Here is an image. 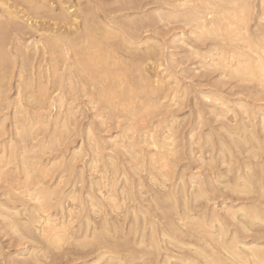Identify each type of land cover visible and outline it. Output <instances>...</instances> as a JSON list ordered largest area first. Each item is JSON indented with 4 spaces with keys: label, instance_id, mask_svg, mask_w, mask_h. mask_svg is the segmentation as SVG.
Here are the masks:
<instances>
[{
    "label": "rangeland",
    "instance_id": "374dc122",
    "mask_svg": "<svg viewBox=\"0 0 264 264\" xmlns=\"http://www.w3.org/2000/svg\"><path fill=\"white\" fill-rule=\"evenodd\" d=\"M33 1L34 0H32V5H31L30 3L31 0L29 1L3 0L4 2L3 7L0 2V15H1L0 16V46L2 47L4 53L6 54L7 61L9 60L8 63L6 62V67H5L6 69L3 70V72L6 70L4 72V75L0 73V79H2V89H3L1 94V96L3 97L1 98L0 96V158L2 159V164L4 165V172H5V174L0 177V207L3 208L4 213L8 212L9 214V217L0 216V264H48V263L49 264L51 263L52 264H93V263L118 264L120 260H117L116 258L112 259L113 261H111V258L110 259L106 257L101 258L99 256V253L101 251L104 250L106 251L108 250L109 247H110L109 251H106L108 254L107 256L115 254L123 257L125 255L121 260V263L119 264H135V263L141 264L142 262H145L146 264L147 263L156 264L155 261H159V260L160 261L159 263L157 262V264H161L162 262L165 263L166 258H168L166 257V255L167 256H169V254L172 256L174 255L173 257L177 258L179 257L178 254L180 255L181 251L188 252V253L181 252L182 254H184V256L188 254V256L193 257L194 256L193 254H195L194 251H196L197 246L198 248L200 247L204 248L207 246L206 248L208 249V251L210 247L208 248V245L204 242V240L201 239L200 241L199 240L200 238L197 239L198 234L195 235V233L191 232L189 228H187L188 224L186 226L182 225V227L184 226V228L181 227L180 223L182 222L184 223V221L179 220L177 214L182 215V212L186 211L185 208L186 205H187L186 207L188 208L190 206L189 210L187 209V211H189V213H192L194 215L192 216L193 219H196V217H198L199 215L204 216L207 214L205 217L208 219H211L213 214L216 215L215 217H217L218 215L219 217V218L217 217L218 220L222 221L221 225L223 223V228L225 229V231L227 229L228 234L226 233L227 234L226 237L228 239L235 237L236 239L241 240L243 242H247V243L251 242L253 244L256 243L258 245L262 244L261 247H264V222L262 223L256 221L258 223L256 222L252 223L250 218L242 212V209L244 210V208H246L245 209L246 211H249V209L246 207L247 205L251 210L253 208L255 210H259L262 208V210L259 211L264 212L263 211L264 205L262 206L261 205L262 203H257L260 201L261 202L264 201V197H262L263 199L261 197L258 199L261 191L259 187L261 184L264 185L263 183L264 182V121L262 122V120H264V84H260V82H258L257 80H248L244 78L240 79V77L238 78V76L231 75V72L228 68L224 66L223 67L219 66L221 65L220 63L218 64V60L221 59L220 56L222 55H223L222 58L228 57L226 60L227 62H229V64L232 65L235 64L237 58L234 55H237L236 52L240 50V49L236 50L240 48L239 46L242 47L241 51L246 52L247 50L246 54L251 53L252 55L253 53L248 52L249 49L247 47L244 48L246 46L245 45L246 42L242 40L245 44L242 43L240 37L236 39L235 36H233V38L231 36L228 37L230 39L227 38V40H225L221 36L208 35V34L206 35L204 34L205 35L204 36L198 31L197 34L199 36H195L197 35L196 34L197 28L195 27L197 22L194 21L191 23L183 20L184 18L181 15V13L183 12L184 9L179 8L180 9L179 12L178 8L176 9L174 8V6L172 7V4H170L168 0L167 1H163V0H129V1L128 0L125 1L124 0H120V1L119 0H35L34 2H36V4ZM197 1L195 0L197 4L202 3V0H197ZM249 1L251 2L250 6L253 9L250 7V10L252 12L249 11L250 13L249 16L247 14L249 21L246 22L245 20L246 22L245 27L246 26L248 27L246 28L247 30L249 29L250 34H247L248 32L247 31L245 35L251 37L253 40L262 42L261 40H263L262 38H264V0H249ZM166 3L167 4L169 3V5H166ZM240 4H242L241 1L238 2V5ZM35 5L36 6L38 5V8ZM30 6L32 8H30ZM171 7L173 8V10ZM199 9L198 10L200 12L203 11V8L199 7ZM176 10L179 12L180 15L177 14L176 12L175 15L176 17H175L174 14ZM226 10L230 11V9H226ZM62 13L65 15H63ZM211 16L212 15H208L207 18L209 19L211 18ZM74 18L78 21L77 23L76 21H74L75 20ZM92 21H94L96 24L99 23L98 26L100 27V29L95 31L94 36H96L99 41L100 40L102 41V45L104 46V49L110 51L111 54L114 55L117 64L113 65V67L115 71L116 70L119 71L118 73L119 75L121 73L120 78L122 79V83L123 81H125L124 82L125 84H127V82L128 83L130 82L129 85L133 84L132 85L133 88L134 86L136 88L137 83L139 82L144 83L142 77H144L143 75L145 74L142 75L140 72L137 71V66L139 63H142L145 68V71L148 72V73L144 72L146 73V77H147L145 82L148 84V86L152 85L149 86L150 88L154 86L152 90L155 89L154 91L155 93L153 94L152 91L151 94L150 92H148V94L145 95L146 92L143 91L140 92L135 89V91L139 93V94L135 93L134 105H136V110L139 111V114L136 117L131 116V114H129L127 110L128 109L127 108L128 106L126 104L127 102L124 101L123 103L120 97H117L119 100L117 98H114L116 100V101L114 100L116 107H110L111 104L109 102L100 103V101L105 100V99L101 100L100 97H99L100 99H98V96H100V92H101L100 90H103L104 89L103 87L107 88L109 86L108 84L109 82L107 80L105 81L104 80L105 78L103 79L102 77H100L98 73L96 74L95 77H92L79 70L81 68V66L79 65L81 64H78L75 61L74 50L76 49V51H79L81 50L80 48L84 49L88 45L85 43L86 25L87 24L91 26L95 25L94 22ZM131 22H133V24ZM222 22L223 25H225V23L227 25L228 21L226 20L225 22V20H223ZM75 26L77 27V29L75 28ZM119 26H121V28ZM104 27L106 29H109L108 31L109 33H111L110 35L107 32L108 38L106 37V39L105 37H102L100 33L102 30L101 28ZM192 28L195 30H193ZM78 30H83L82 32L80 31L81 35H79L80 36L79 39L74 36L78 34L79 32ZM61 32H63V34ZM75 32L77 33L75 34ZM54 33L55 35L69 36V39L66 38L62 39L60 36H58L59 38L62 39L61 40L58 37H55L53 40L56 44V47L53 49L51 47L46 48L47 47L45 46L47 42L46 40L53 38V36H55ZM129 34L131 35L129 36ZM202 35L204 37H202ZM70 37L76 38L77 42L75 41L76 42L75 48H72V50H69L68 52L67 47L69 45L68 43H70L69 41L71 40ZM220 39L224 40V42L223 41L221 42ZM233 39L234 40L236 39L237 41H233ZM41 41L44 44H42ZM234 51L235 53H233ZM61 55H64V57ZM225 55L227 57H224ZM52 58L53 60H51ZM114 58L112 60H115ZM231 59L232 60L235 59L233 60L235 62L233 63ZM53 63L56 64L54 65ZM203 63L204 64L210 63L207 64L209 67L207 65L203 66L204 65ZM50 64H52V66ZM98 65L95 66V69L97 70V72L98 70L102 71L101 68L102 65H99V67ZM217 65L219 67H217ZM99 74H101V76L103 75L101 72H99ZM123 74L126 75L127 77L126 76L123 77L124 76ZM3 76L5 77L3 78ZM149 76L150 78H148ZM94 78L95 79L98 78L96 80L99 81H96ZM148 79L149 81H147ZM155 80L156 83L154 82ZM119 81L121 80L119 79L118 82ZM37 90L38 92L40 90V93L43 94L42 95L43 98L42 100L33 101V98L30 95L32 91L37 92ZM110 94L114 95L112 93ZM148 97H150V99ZM144 101L146 102L148 101L147 102L148 105ZM214 107L216 110L214 109ZM226 108L227 110H225ZM37 118L40 119L41 121L44 120L42 121L44 122V124L41 122L40 123L37 122ZM244 118L246 121L244 120ZM234 119L235 121H233ZM35 122L37 123L35 124ZM30 127H32L31 128L32 131ZM25 128H28L30 132L29 135H27V137L24 136ZM237 128L239 131L237 130ZM241 128L242 131H240ZM233 129H235L234 132L231 131ZM155 130L156 132H154ZM152 133L154 134L155 137L157 136L154 139H156L159 142V145H161L159 146V148H155L152 145L153 142L152 141L153 138H151V136L153 135ZM168 135L169 136L171 135V137H169ZM237 135L239 136L237 137ZM248 135L250 139L247 137ZM166 136H168L169 138ZM171 139L174 142H172ZM166 141L167 142L171 141L172 144L170 142L167 143ZM122 143L124 145H122ZM46 144L48 146H46ZM211 144H213L214 147L211 146ZM162 146L163 147L165 146L164 147L165 149ZM47 147L49 148L51 147V148L49 149ZM133 147H135V149ZM140 147L143 148V150H141ZM166 148L169 149V150L167 149L169 152L166 151ZM158 152L159 153L161 152V154H159ZM254 152L256 153V155ZM25 154L29 156L28 158L30 159L31 156L32 158L37 157L36 159L38 160V163L41 166H44L45 169H49L48 171L45 172V175L46 174L47 175L46 176L44 175L45 178H43V181L46 182L44 183L45 187L49 186L48 188H51L50 190H55L54 187H56V191L58 190L59 192L58 194L60 198L59 200V198L58 199L55 198L58 196H54L55 199H53L52 201L53 203H55L54 205L56 207H54L52 203L53 207L51 209V212L56 214L59 211V213L57 214L58 218H60L62 215V217H65L64 218L65 220L69 219L68 221H70L71 224L73 222V224L72 225L70 224L71 226H69V231H74L76 234L72 232L74 233L72 237L68 240L66 239L65 241H63L62 247H60L59 249L56 248L55 245H52V243L48 244V242L43 241L42 239L36 241L27 236L26 238L23 236L21 237L19 234L20 232L19 233L16 232L12 228V226H10L12 222L9 223V221H12L13 218L14 219L17 218V220L19 219L18 222L20 223L24 222L25 224L28 221L30 215L32 214L31 211L33 210V206L35 205L34 201L29 200L26 191H24L25 189L23 187L28 183V181H32V178L35 177L34 175H37L34 174L30 180L27 179L26 176L24 175V168L21 167H23V159L27 157ZM136 155L138 159H136ZM162 155L165 158L163 160H165L168 163L167 167L170 168L168 169L166 167V169L169 171L168 173L171 172L173 173V174L171 173L170 175L172 176L171 180H168L167 182H165L164 179L160 177L163 179L164 182L161 181L162 179L159 178V176L161 175L159 174L158 170L154 167V165L155 166L159 165V162H157L158 161L157 158L159 156L160 157L159 161H160ZM7 156L9 162H7L8 161ZM210 159L211 161L214 162H211ZM99 160L101 162H99ZM154 161L155 163H153ZM140 163L142 164L140 165ZM152 167H154V169H152ZM72 169L75 170L73 171ZM249 170L251 171V174H249L250 173ZM259 170L262 171L260 172ZM151 172L154 173H152L151 175L150 174ZM239 172L243 174L242 175L243 178L247 177L245 178V180L249 179L250 178L249 176L251 175L254 181L253 183H256L257 185L255 186V184L251 182L252 179H249V181L251 180L250 182L251 185L253 184V186L250 185L248 180L247 182L244 181V179L241 177V174ZM156 173L159 176H157ZM245 174H249V175L245 176ZM226 175H228L229 177ZM238 175L240 176V180ZM99 178L100 180L98 181ZM158 178L160 180H156ZM260 178L262 179L261 181L262 183L258 184L259 181L257 183V180H260ZM25 179H27L26 181L27 183L25 182ZM241 179H243V181L247 184V186ZM106 182H107L106 185L107 187L104 186L105 185L104 183ZM234 182L238 183V185L236 184V186L240 185L241 187L240 186H239L240 188L234 187L233 189V186L235 185V184L233 185ZM109 184H111L112 186L110 185V187L108 188ZM63 187L66 189H64ZM175 188L178 190H176ZM249 188L250 190H253V192L252 191L250 192ZM174 189L176 191H174ZM258 189H259V193L257 194ZM112 190L115 198L116 196L118 197L116 198V203L118 204L117 208H114L112 202L107 201L108 197L107 198L105 197V196H109ZM169 190L174 191L173 193L175 194L178 193L180 195L177 196L178 199L181 198V200H178L176 203V207L179 210V211L177 210V212L179 213L170 210L169 207L173 204V203L171 204L172 200L168 201L169 207L167 206V201L157 200L160 204L156 201V199L154 201L155 197L153 198V196H155L156 194L157 195L159 194L160 196H164L167 193V191L169 192ZM184 190L186 192H184V194L181 195ZM235 190L236 191L240 190L241 194L239 191L236 192ZM179 192H181V194ZM60 193L62 198L60 197ZM196 194H198V196ZM256 195H258L257 198H255ZM96 196L97 197L99 196L98 197L99 202H97L98 199L94 198ZM184 196H186L185 197L186 199L184 198ZM251 198L252 200L258 199V201L256 200V203L255 201L252 200L249 201ZM196 199L198 200V202H196L197 201ZM23 201L26 202L23 203ZM56 201L58 204L56 203ZM79 201L81 202L79 203ZM187 201H189L190 203L188 204ZM59 202L61 203L63 202L61 207L65 208L64 210L61 207L59 208V204H60ZM96 203H98V205H96ZM253 204L257 207L255 208ZM258 204L261 205L259 208H258ZM158 206L163 207V209H159ZM252 206L253 208H251ZM7 207L9 209H7ZM239 208H241V210ZM69 209L70 212L72 211L71 214L68 213ZM236 209H238L239 212L241 211L240 212L241 214L238 211H236V213L238 212L237 213L238 216L235 213ZM164 210L169 212L167 213L168 215L165 213ZM169 210L172 211L174 214L171 213ZM136 211L139 213H136ZM162 211H164V213H162ZM231 211H234L235 218L233 217V214L230 215L231 213H233ZM201 212L204 213V215L200 214ZM134 213L138 215H135ZM164 214L165 216L168 217H165ZM169 214H172L173 216L170 217ZM97 215H99V217ZM106 215H107V219H106ZM135 216L136 217L139 216L138 217L139 220L145 221V223L142 222L143 228H145L144 224H146L147 222V224H149L150 226L152 227L154 226L153 228L155 232L157 230L156 237L158 239V244L160 243L159 244L160 247L158 246L159 249L156 250V253H154L155 250L154 252H152V249L154 248L151 249L149 246L147 247L149 242V240L147 241V239H149V236L151 234L149 232L150 229L147 228L143 230L142 223L140 221L138 223V220H136L137 218H135ZM141 216L142 219L140 218ZM112 218L115 220H113ZM169 218L175 219L176 223L179 222L178 223L179 225L176 224V226L178 227L180 226L179 228H182L183 231L171 230V232H169L170 231L169 229H171L172 227L168 224L170 220ZM87 219H89L90 222ZM86 221L88 222L85 223ZM148 221L150 222L148 223ZM244 221L245 223L247 222L249 228L245 226L246 224H244ZM106 222L110 224L108 225ZM140 223H141V227L140 225L138 226V224ZM132 224H134L136 227ZM147 224L146 227L147 226L150 227ZM215 224L219 225L218 222H215ZM112 225L115 228H113ZM102 226L105 227V231L107 230V233L104 231V229L102 230L103 232L100 231V228L102 229ZM77 227L79 229H77ZM250 227L252 229H250ZM85 228L87 229L85 230ZM122 228L124 231L122 230ZM95 229L96 230L99 229L97 232H102L104 235H106L105 240L108 241L107 245H109L108 247H106L107 249L104 248V250L102 249L100 250V252L98 250L97 251L94 250L96 249V247L93 248V246H89V245H88L89 247L87 246V244L90 242L92 237V235L90 236V233L96 232V231L93 232V230ZM130 229L131 230L134 229L133 230L134 232L131 231ZM138 229L139 230L141 229L140 231L142 232L138 231ZM129 230L133 233H131ZM164 230L166 231L168 230V232L171 234V237L167 238L166 236H164L165 237L164 239L163 235L161 234ZM85 232L89 234L90 237L87 238L85 237L83 239V237L86 234ZM181 232H185V234L182 233L183 235L182 234L180 235ZM142 233L145 234L143 235ZM133 235L135 236V239ZM142 235L145 236L144 238L146 239V241L144 245L139 246L137 244L139 243L140 237ZM179 235L181 238L179 237ZM177 236L179 239H177ZM77 238L79 239L77 240ZM115 240L117 241L115 242ZM177 241L178 243H176ZM208 241L210 242L212 241V243L216 245L215 239L210 238ZM82 242H84L85 244L84 243L81 244ZM118 242H120V245ZM190 242L192 243L194 249L192 245L191 246L189 245ZM114 243L117 244L114 245ZM200 244H202V246ZM50 245L52 248L50 247ZM145 245L147 248L145 247ZM143 247L147 250L150 249L151 250L150 253H153L154 255L156 254L155 256H157V258L153 259L154 255L153 254L149 255V252H147L146 257L148 256L150 259L148 257L147 258L144 257L145 255L141 257L139 253L141 252V248ZM144 248L142 250L146 252ZM114 249H116L117 251ZM123 249H125L126 251ZM44 250L46 253L44 252ZM56 250L57 251L61 250V251L57 252ZM175 250L176 252H173ZM90 251L91 252L93 251L92 253L94 255ZM191 252L193 253L192 256H191ZM41 254H43L44 256ZM96 255L97 257L98 256L99 257L97 258ZM137 255L139 256V258ZM175 255H177V257ZM172 256L171 257L169 256V258H171L172 260L168 258V261L166 260L165 264H169V263L178 264V260L176 261V259H173ZM200 258H202V256H200ZM128 259L131 261H129ZM151 259L155 261H153L152 263ZM202 259L198 260V262L201 263L203 261ZM108 260H110V263ZM141 260L142 262H139ZM170 260L172 262H170ZM97 261H99L100 263L99 262L95 263ZM150 261L151 263H149ZM186 263L190 264L187 261L179 264H186Z\"/></svg>",
    "mask_w": 264,
    "mask_h": 264
},
{
    "label": "bare ground",
    "instance_id": "6f19581e",
    "mask_svg": "<svg viewBox=\"0 0 264 264\" xmlns=\"http://www.w3.org/2000/svg\"><path fill=\"white\" fill-rule=\"evenodd\" d=\"M29 1V0H28ZM35 1V0H34ZM33 1V2H34ZM120 1V0H119ZM125 1V0H124ZM129 1V0H128ZM163 1H167V0H163ZM169 2H170V4H172V7L174 6V8H178V11L180 12V9L179 8H182V9H184L183 10V12L181 13V15L183 16V20H185L186 22H194V21H196L197 22V24H196V28L198 29H196V34H197V31L199 32V33H201V34H208V35H215V36H221L222 38H224L225 40H227V38L228 37H231L232 36V38H233V36H235V38L237 39V38H239L240 37V40L242 41H244V42H246V44L242 41V43H244L246 46L244 47V48H248L249 49V51L248 52H252L253 54L251 55V53L249 54V53H247L246 54V52H247V50H246V52L245 51H241L242 49V47L241 46H239L240 48H238V49H236V50H239L238 52H236L237 53V55H234V56H236V58H237V60H236V62L235 61H233V60H235V59H231V61H233V63L235 62V64H229V62H227V56L225 55L224 57H227V58H222L223 57V53L221 54L222 56H220V58L222 59H220L219 57V59L220 60H218V64L220 63L221 65H219V66H224V67H226V68H228L229 70H230V72H231V75H235V76H238V78L240 77V79L241 78H244V79H248V80H257L258 82H260V84H264V38H262L263 40H261L262 42H259V41H256V40H253L251 37H249V36H247V35H245L246 34V32H247V34H250L249 33V29L247 30V28L245 27V23L247 22V21H249L248 19V17H247V14H248V16H249V11H251L250 10V5H251V2L249 1V0H202V3H198V4H200V5H198L197 4V2H195V0H168ZM239 1H241L242 2V4H240V5H238V2ZM248 1H249V3H248ZM0 2H1V5H2V7H3V3L5 2H3V0H0ZM26 2V1H25ZM31 5H32V0H31ZM35 4H36V2H34ZM34 3H33V5H34ZM118 3V2H117ZM252 3H253V1H252ZM134 4V3H133ZM153 4V3H152ZM41 5V4H40ZM127 5V4H126ZM160 5V4H159ZM166 5H169V3L167 4L166 3ZM230 6V8H229V6ZM36 6V5H35ZM35 6H34V9H35ZM64 6V5H63ZM138 6V5H137ZM162 6V5H161ZM5 7V6H4ZM37 8H38V5L36 6ZM171 7V8H172ZM199 7H201V8H203V11H199L200 9H199ZM30 8H32L31 6H30ZM40 8V7H39ZM61 8V7H60ZM252 8V7H251ZM170 9V8H169ZM199 9V10H198ZM226 9H230V11L229 10H226ZM253 9V8H252ZM7 10H8V7H7ZM10 10V9H9ZM172 10H173V8H172ZM202 10V9H201ZM29 11V10H28ZM177 10L175 11V14H174V16L176 15V12H177V14H179V12H178ZM226 11V12H225ZM7 12H9V11H7ZM252 12V11H251ZM65 13V12H64ZM152 13V12H151ZM53 14V13H52ZM63 14V13H62ZM12 15V14H11ZM18 15V14H17ZM26 15V14H25ZM33 15H34V13H33ZM40 15V14H39ZM42 15V14H41ZM59 15H60V13H59ZM63 15H65V14H63ZM62 15V16H63ZM66 15H67V13H66ZM95 15V14H94ZM166 15V14H165ZM180 15V14H179ZM179 15H177V16H179ZM208 15H212L211 16V18H207V16ZM252 15V14H251ZM250 15V16H251ZM1 16V15H0ZM8 16H10V15H8ZM16 16V15H15ZM19 16V15H18ZM37 16V15H36ZM40 17V16H39ZM64 17V16H63ZM62 17V18H63ZM168 17V16H167ZM176 17V16H175ZM246 17H247V19H246ZM9 18V17H8ZM19 18V17H18ZM23 18V17H22ZM21 18V19H22ZM76 18V17H75ZM74 18V19H75ZM79 18V17H78ZM178 18V17H177ZM179 19V18H178ZM16 20V19H15ZM29 20V19H28ZM180 20V19H179ZM223 20H225V22H226V20L228 21L227 22V25H226V23H225V25H223ZM245 20H246V22H245ZM74 21H76V23L78 22L76 19L74 20ZM159 21V20H158ZM65 22V21H64ZM68 22V21H67ZM92 22H94V21H92ZM117 22V21H116ZM2 23V22H1ZM21 23V22H20ZM19 23V24H20ZM69 23V22H68ZM132 24H133V22H131ZM185 23V22H184ZM28 24V23H27ZM73 24V23H72ZM94 24L95 25H93V26H91V25H89V24H87L86 25V35H85V43L86 44H88L84 49L83 48H80L81 50H79V51H76V49L74 50L75 52V54H74V57H75V61L78 63V64H81V65H79V66H81V68L79 69L81 72H84V73H86L87 75H90V76H92V77H95L96 76V74L98 73V75H100V77H102L105 81L107 80L109 83V86H108V84H107V88H105V87H103L104 89L103 90H100L101 92H100V96H98V99H100L101 98V100H104V101H100V103H102V102H109L110 104H111V106L110 107H116L115 105V102H114V98H117V97H120L121 98V100L123 101V103H124V101L125 102H127L126 104H127V110H128V112H129V114H131V116H134V117H136V116H138V114H139V111L138 110H136V105H134V102H135V93L136 94H139V93H137L136 91H135V89L136 90H138V91H143V92H146V94L145 95H147L148 94V92H150V94H151V92L153 91V94L155 93L154 91H155V89H153L152 90V88H154V86L153 87H149V86H152V85H149L148 86V84L145 82L146 81V73H148V72H146L145 71V68H144V66H143V64L142 63H139L138 64V66H137V71L138 72H140L142 75L143 74H145V75H143L144 77H142V80L144 81V83H137V86H136V88H135V86H134V88H133V84L132 85H129L130 84V82L128 83L127 82V84H125L124 82L125 81H123V83H122V79L120 78L121 76V73H120V75L118 74L119 73V71L118 70H116L115 71V69H114V67H113V65H115V64H117V61H116V59L114 58V55L113 54H111V52L110 51H108V50H106V49H104V46L102 45V41L100 40H98V38L96 37V36H94L95 34V31L96 30H99L100 29V27L98 26V24L99 23H95L94 22ZM119 25V24H118ZM31 26V25H30ZM71 26H73V25H71ZM107 26V25H106ZM122 26V25H121ZM121 26H119L120 28H121ZM21 27V26H20ZM24 27V26H23ZM26 27V26H25ZM5 28H6V26H5ZM13 28V27H12ZM75 28L77 29V27L75 26ZM28 29H30V28H28ZM67 29V28H66ZM102 30H101V36L102 37H105V39H106V37L108 36V34H107V32L109 33V29H106L105 27L104 28H101ZM193 29V28H192ZM193 30H195V29H193ZM6 31V30H5ZM39 31V30H38ZM58 31V30H57ZM64 31V30H63ZM74 31H77V30H74ZM79 32H78V34H76L77 32H75V34L77 35H74L76 38H78L79 39V35H81V33H80V31L82 32L83 30H78ZM22 32V31H21ZM40 32H42V31H40ZM47 32V31H46ZM135 32V31H134ZM251 32V31H250ZM31 33V32H30ZM57 33V32H56ZM62 34H63V32H61ZM74 33V32H73ZM256 33V32H255ZM60 34V33H59ZM66 34V33H65ZM110 35H111V33H109ZM54 35H55V33H54ZM70 35V34H69ZM115 35V34H114ZM123 35H124V33H123ZM131 34H129V36H130ZM202 35V37H204ZM252 35V34H251ZM4 36H5V34H4ZM42 36V35H41ZM40 36V37H41ZM48 36V35H47ZM58 36H60L62 39L63 38H66V39H69V36H65V35H63V36H61V35H55V36H53V38H50V39H48V40H46L45 42H46V45L45 46H47L46 48H49V47H51L52 49L53 48H55L56 47V44H55V42H54V38L55 37H58ZM195 36H199L198 34L197 35H195ZM238 36V37H237ZM2 37V36H1ZM112 37V36H111ZM126 37V36H125ZM59 38V37H58ZM61 38H59V39H61ZM71 38V37H70ZM72 38H74V37H72ZM71 38V40L69 41L70 43H68L69 45H68V52H69V50H72V48H75V45H76V38H74V39H72ZM108 38V37H107ZM123 38V37H122ZM132 38V37H131ZM218 38V37H217ZM254 38V37H253ZM4 39V38H3ZM45 39V38H44ZM43 39V40H44ZM57 39V38H56ZM61 39V40H62ZM110 39V38H109ZM108 39V40H109ZM228 39H230V38H228ZM234 40L233 39V41H237V40ZM39 40V39H38ZM37 40V41H38ZM41 40V39H40ZM124 40V39H123ZM126 40V39H125ZM221 40V39H220ZM239 40V39H238ZM68 41V40H67ZM76 41V42H75ZM79 41V40H78ZM110 41V40H109ZM224 42V40H221V42ZM232 41V40H231ZM40 42V41H39ZM42 42V41H41ZM122 42V41H121ZM226 42V41H225ZM229 42V41H228ZM227 43V42H226ZM4 44H5V42H4ZM42 44H44L43 42H42ZM238 44V43H237ZM243 44V45H244ZM128 45H129V43H128ZM140 45V44H139ZM228 45V44H227ZM20 46V45H19ZM23 46V45H22ZM30 46V45H29ZM28 46V47H29ZM110 46V45H109ZM117 46V45H116ZM119 46V45H118ZM124 46V45H123ZM122 46V47H123ZM224 46V45H223ZM222 46V47H223ZM226 46V45H225ZM235 47V46H234ZM112 48V47H111ZM113 48H115V47H113ZM117 48V47H116ZM118 48H120V47H118ZM220 48V47H219ZM226 48V47H225ZM26 49V48H25ZM151 49V48H150ZM229 49V48H228ZM20 50V49H19ZM118 50V49H117ZM234 50H235V48H234ZM50 51V50H49ZM219 51V50H218ZM19 52V51H18ZM113 52V51H112ZM160 52V51H159ZM211 52H213V51H211ZM52 53V52H51ZM117 53V52H116ZM139 53V52H138ZM147 53H149V52H147ZM156 53V52H155ZM216 53V52H215ZM233 53H235V51L233 52ZM48 54V53H47ZM154 54V53H153ZM219 54V53H218ZM51 55H53V54H51ZM53 56H55V55H53ZM61 56H63L64 57V55H61ZM142 56V55H141ZM203 56V55H202ZM213 56V55H212ZM233 56V57H234ZM122 57V56H121ZM217 57V56H216ZM115 59V60H112V59ZM124 58V57H123ZM60 59H62V58H60ZM203 59V58H202ZM214 59V58H213ZM11 60V59H10ZM51 60H53V58L51 59ZM50 60V61H51ZM137 60V59H136ZM230 60V59H229ZM9 61V60H8ZM8 61H7V58H6V54L4 53V51H3V49H2V47L0 46V73H2L3 75H4V72L6 71H4L3 72V70L4 69H6L5 67H6V62L8 63ZM55 61V60H54ZM58 61V60H57ZM122 61V60H121ZM124 61V60H123ZM215 61V60H214ZM213 61V62H214ZM63 62V61H62ZM119 62V61H118ZM140 62V61H139ZM123 63V62H122ZM54 64V63H53ZM56 64V63H55ZM54 64V65H55ZM57 64H59V63H57ZM102 65V71L100 70H98V72H97V70L95 69V66L96 65ZM120 64V63H119ZM204 64V63H203ZM207 64H210V63H207ZM207 64H204L203 66H205V65H207ZM51 66H52V64H50ZM53 65V66H54ZM68 65V64H67ZM99 65H98V67H99ZM122 65V64H121ZM137 65V64H136ZM214 65V64H213ZM7 66H8V64H7ZM113 68H112V67ZM208 66V65H207ZM218 65H217V67H219ZM55 67V66H54ZM76 67V66H75ZM125 67H126V65H125ZM209 67V66H208ZM211 67V66H210ZM52 68V67H51ZM67 68V67H66ZM118 68V67H117ZM116 68V69H117ZM121 68V67H120ZM215 68V67H214ZM10 69V68H9ZM58 69V68H57ZM114 69V70H113ZM217 69V68H216ZM228 69H226V70H228ZM11 70V69H10ZM22 70V69H21ZM53 70V69H52ZM56 70V69H55ZM77 70V69H76ZM78 70V71H79ZM120 70H122V69H120ZM225 70V71H226ZM64 71V70H63ZM128 71V70H127ZM221 71H223V70H221ZM44 72V71H43ZM55 72V71H54ZM99 72H101L103 75L101 76V74H99ZM144 72H146V73H144ZM129 73V72H128ZM127 73V74H128ZM61 74V73H60ZM130 74V73H129ZM227 74H228V72H227ZM54 75V74H53ZM52 75V76H53ZM65 75V74H64ZM70 75H71V72H70ZM73 75V74H72ZM124 75V74H123ZM221 75V74H220ZM44 76V75H43ZM59 76V75H58ZM57 76V77H58ZM76 76V75H75ZM126 75H124L123 77H125ZM5 76H3V78H4ZM8 77V76H7ZM127 77V76H126ZM159 77V76H158ZM36 78V77H35ZM47 78H48V76H47ZM46 78V79H47ZM90 78V77H89ZM130 78V77H129ZM148 78H150V76L148 77ZM234 78V77H233ZM91 79H93V78H91ZM95 79V78H94ZM96 79H98V78H96ZM95 79V80H96ZM121 80V81H119L118 82V80ZM124 79V78H123ZM128 79V78H127ZM127 79H126V81H127ZM133 80H134V78H133ZM163 80V79H162ZM243 80V79H242ZM96 81H99V80H96ZM130 81V80H129ZM147 81H149V79L147 80ZM28 82V81H27ZM62 82V81H61ZM101 82V81H100ZM155 83H156V80L154 81ZM245 82V81H244ZM248 82V81H247ZM250 82V81H249ZM252 82V81H251ZM25 83V82H24ZM55 83V82H54ZM99 83V82H98ZM103 83V82H102ZM159 83V82H158ZM31 84V83H30ZM29 84V85H30ZM37 84V83H36ZM68 84V83H67ZM97 84V83H96ZM152 84H153V82H152ZM161 84V83H160ZM26 85V84H25ZM28 85V86H29ZM35 85V84H34ZM62 85V84H61ZM61 85H60V88H61ZM92 85V84H91ZM94 85V84H93ZM23 86V85H22ZM96 86V85H95ZM25 87V86H24ZM36 87V86H35ZM99 87V86H98ZM31 88V87H30ZM30 88H28V89H30ZM263 88V87H262ZM261 88V89H262ZM39 89V88H38ZM95 89V88H94ZM102 89V88H101ZM161 89V88H160ZM2 79H0V96H1V94H2ZM27 90V89H26ZM29 91V90H28ZM36 91V90H35ZM162 91V90H161ZM263 91V90H262ZM261 91V92H262ZM31 93V92H30ZM74 93V92H73ZM110 93H112V94H114V95H111ZM162 93V92H161ZM164 94V93H163ZM43 94L42 93H40V90H39V92H38V90H37V92H33L32 91V93H31V97L33 98V101L34 100H36V101H38V100H42V98H43V96H42ZM95 95H97V94H95ZM99 95V94H98ZM157 96H159V95H157ZM3 96H1V98H2ZM63 97V96H62ZM94 97V96H93ZM100 97V98H99ZM138 97V96H137ZM207 97V96H206ZM5 98V97H4ZM59 98H61V97H59ZM149 99H150V97H148ZM176 98V97H175ZM215 98H217V97H215ZM118 99V98H117ZM208 99V98H207ZM60 100V99H59ZM119 100V99H118ZM120 100V101H121ZM136 100H138V99H136ZM98 101V100H97ZM116 101V100H115ZM141 101V100H140ZM99 102V101H98ZM144 102H146V101H144ZM148 102V101H147ZM146 102V103H147ZM216 102V101H215ZM2 103V102H1ZM4 103V102H3ZM41 103V102H40ZM60 103V102H59ZM117 103V102H116ZM121 103V102H120ZM137 103V102H136ZM140 103H142V102H140ZM38 104H39V102H38ZM61 104V103H60ZM122 104V103H121ZM157 104V103H156ZM216 104V103H215ZM101 105V104H100ZM104 105V104H103ZM117 105H119V104H117ZM124 105V104H123ZM147 105H148V103H147ZM121 106V105H120ZM125 106V105H124ZM140 106H141V104H140ZM146 106V105H145ZM161 106V105H160ZM215 106H217V105H215ZM42 107V106H41ZM54 107V106H53ZM122 107V106H121ZM219 107H220V105H219ZM44 108V107H43ZM51 108V107H50ZM117 108H118V106H117ZM139 108V107H138ZM39 109V108H38ZM37 109V110H38ZM120 109V108H119ZM147 109V108H146ZM214 109H215V107H214ZM222 109V108H221ZM229 109V108H228ZM106 110V109H105ZM124 110V109H123ZM161 110V109H160ZM216 110V109H215ZM220 110V109H219ZM225 110H227V108L225 109ZM230 110V109H229ZM66 111V110H65ZM114 111V110H113ZM120 111V110H119ZM144 111H145V109H144ZM163 111V110H162ZM168 111V110H167ZM214 111V110H213ZM70 112V111H69ZM110 112V111H109ZM226 112H228V111H226ZM231 112V111H230ZM234 112V111H233ZM241 112V111H240ZM47 113V112H46ZM62 113H64V112H62ZM71 113V112H70ZM118 113V112H117ZM125 113V112H124ZM222 113V112H221ZM49 114V113H48ZM66 114V113H65ZM64 114V115H65ZM113 114V113H112ZM215 114V113H214ZM219 114V113H218ZM50 115H51V113H50ZM75 115V114H74ZM103 115V114H102ZM148 115V114H147ZM58 116V115H57ZM115 116V115H114ZM120 116V115H119ZM126 116V115H125ZM218 116V115H217ZM220 116H222V115H220ZM223 116H224V114H223ZM39 117V116H38ZM145 117V116H144ZM227 117V116H226ZM49 118V117H48ZM57 118V117H56ZM55 118V119H56ZM73 118V117H72ZM54 119V118H53ZM127 119H128V117H127ZM146 119V118H145ZM237 119V118H236ZM70 120H71V118H70ZM70 120H68V121H70ZM118 120V119H117ZM244 120H245V118H244ZM42 121H44V120H42ZM40 119H38L37 118V122H41V123H43L44 124V122H42ZM55 121V120H54ZM64 121V120H63ZM158 121V120H157ZM233 121H235V119L233 120ZM240 121V120H239ZM238 121V122H239ZM246 121V120H245ZM248 121V120H247ZM264 120H262V122H263ZM37 122H35V124L37 123ZM62 122V121H61ZM60 122V123H61ZM132 122V121H131ZM225 122V121H224ZM223 122V123H224ZM242 122V121H241ZM261 122V121H260ZM38 123V124H39ZM162 123H163V121H162ZM46 124V123H45ZM69 124V123H68ZM27 125V124H26ZM29 125V124H28ZM49 125V124H48ZM158 125V124H157ZM156 125V126H157ZM224 125V124H223ZM237 125V124H236ZM243 125V124H242ZM248 125V124H247ZM263 125V124H262ZM63 126V125H62ZM126 126V125H125ZM153 126H155V125H153ZM18 127V126H17ZM25 127V126H24ZM23 127V128H24ZM33 127V126H32ZM32 127H30V129L32 128ZM148 127H149V125H148ZM159 127V126H158ZM232 127V126H231ZM44 128V127H43ZM62 128V127H61ZM126 128V127H125ZM124 128V129H125ZM132 128V127H131ZM162 128V127H161ZM168 128V127H167ZM166 128V129H167ZM246 128V127H245ZM252 128V127H251ZM55 129V128H54ZM127 129H128V127H127ZM155 129H156V127H155ZM164 129V128H163ZM171 129V128H170ZM229 129V128H228ZM147 130V129H146ZM234 130L235 129H233V130H231L232 132H234ZM237 130H238V128H237ZM254 130V129H253ZM31 131H32V129H31ZM51 131V130H50ZM230 131V130H229ZM239 131V130H238ZM240 131H242V128H241V130ZM244 131V130H243ZM150 132V131H149ZM154 132H156V130L154 131ZM170 132H173V131H170ZM227 132V131H226ZM23 133V132H22ZM29 129L28 128H25L24 129V136H26L27 137V135H29ZM32 133V132H31ZM168 133V132H167ZM167 133H165V134H167ZM231 133V132H230ZM245 133V132H244ZM55 134V133H54ZM94 134V133H93ZM153 134V133H152ZM173 134V133H172ZM232 134V133H231ZM240 134V133H239ZM31 135V134H30ZM61 135V134H60ZM151 135V134H150ZM142 136V135H141ZM146 136V135H145ZM169 136V135H168ZM168 136H166V137H168ZM210 136V135H209ZM230 136V135H229ZM228 136V137H229ZM234 136V135H233ZM239 135H237V137H238ZM56 137V136H55ZM58 137V136H57ZM60 137V136H59ZM157 137V136H156ZM155 136H154V134L151 136V138H153V142H152V145L155 147V148H159V146H161V145H159V142L156 140V139H154V138H156ZM169 137H171V135L169 136ZM168 137V138H169ZM206 137V136H205ZM212 137V136H211ZM236 137V138H237ZM249 139H250V137H249V135L247 136ZM31 138V137H30ZM29 138V139H30ZM98 138V137H97ZM158 138H160V137H158ZM167 138V139H168ZM33 139V138H32ZM31 139V140H32ZM99 139V138H98ZM97 139V140H98ZM123 139V138H122ZM160 139H162V138H160ZM159 139V140H160ZM205 139V138H204ZM235 139V138H234ZM243 139V138H242ZM253 139V138H252ZM38 140V139H37ZM207 140V139H206ZM208 140H210V139H208ZM215 140V139H214ZM57 141V140H56ZM134 141V140H133ZM171 141L172 142H174L172 139H171ZM171 141H169L170 143H171ZM221 141V140H220ZM246 141H248V140H246ZM25 142V141H24ZM61 142V141H60ZM163 142V141H162ZM167 142V141H166ZM169 142H167V143H169ZM213 142V141H212ZM211 142V143H212ZM255 142V141H254ZM38 143V142H37ZM233 143V142H232ZM249 143V142H248ZM40 144H41V142H40ZM120 144V143H119ZM130 144V143H129ZM140 144V143H139ZM161 144V143H160ZM172 144V143H171ZM170 144V145H171ZM174 144V143H173ZM215 144V143H214ZM230 144V143H229ZM239 144V143H238ZM237 144V145H238ZM35 145V144H34ZM45 145V144H44ZM122 145H124L123 143H122ZM164 145V144H163ZM169 145V146H170ZM175 145V144H174ZM209 145V144H208ZM256 145V144H255ZM26 146V145H25ZM46 146H48L47 144H46ZM121 146V145H120ZM133 146H135V145H133ZM211 146H213V144H211ZM224 146V145H223ZM231 146V145H230ZM242 146V145H241ZM245 146V145H244ZM44 147V146H43ZM125 147H126V145H125ZM163 147V146H162ZM165 147V146H164ZM163 147V148H164ZM171 147V146H170ZM177 147V146H176ZM214 147V146H213ZM243 147V146H242ZM253 147V146H252ZM30 148V147H29ZM47 148H49V147H47ZM51 148V147H50ZM49 148V149H50ZM134 149H135V147H133ZM141 148V147H140ZM162 148V149H163ZM212 148V147H211ZM222 148V147H221ZM251 148V147H250ZM255 148V147H254ZM161 149V150H162ZM165 149V148H164ZM163 149V150H164ZM168 148H166V151H168L167 150ZM213 149V148H212ZM223 149V148H222ZM227 149V148H226ZM236 149V148H235ZM23 150V149H22ZM29 150V149H28ZM36 150V149H35ZM102 150V149H101ZM141 150H143V148H141ZM148 150V149H147ZM156 150V149H155ZM162 150V151H163ZM229 150V149H228ZM241 150V149H240ZM248 150V149H247ZM259 150H260V147H259ZM10 151V150H9ZM157 151V150H156ZM171 151V150H170ZM200 151V150H199ZM212 151H214V150H212ZM220 151V150H219ZM251 151V150H250ZM258 151V150H257ZM261 151H262V149H261ZM137 152V151H136ZM142 152V151H141ZM141 152H140V154H141ZM169 152V151H168ZM240 152V151H239ZM17 153V152H16ZM26 153V152H25ZM31 153V152H30ZM139 153V152H138ZM138 153H136V154H138ZM159 153V152H158ZM167 153V152H166ZM165 153V154H166ZM214 153V152H213ZM212 153V154H213ZM255 153V152H254ZM7 154V153H6ZM23 154H24V152H23ZM29 154V153H28ZM139 154V155H140ZM159 154H161V152L159 153ZM164 154V153H163ZM212 154H211V156H212ZM229 154H230V152H229ZM26 155V154H25ZM32 155V154H31ZM102 155V154H101ZM133 155V154H132ZM131 155V156H132ZM155 155V154H154ZM157 155V154H156ZM168 155V154H167ZM176 155V154H175ZM236 155V154H235ZM255 155H256V153H255ZM9 156V155H8ZM8 156H7V159H8ZM18 156V155H17ZM27 156V155H26ZM129 156V155H128ZM170 156H171V154H170ZM210 156V157H211ZM215 156V155H214ZM16 157V156H15ZM23 157V156H22ZM25 157V156H24ZM29 156H27V157H25L24 159H23V167H21V168H24V175L26 176V178L27 179H31V177H33V175L34 174H37V175H34L35 177H33L32 178V181H28V183L26 182L27 181V179H25V182L27 183L25 186H23L24 187V191H26V194H27V196H28V198H29V200H32V201H34V206H33V210L31 211L32 212V214L30 215V217H29V219H28V221L24 224V222L23 223H20V222H18V220H17V218H13L12 219V221H9V223H11V225L10 226H12V228L16 231V232H20L19 234H20V236L22 237H25L26 238V236L27 237H29V238H31V239H34V240H36V241H38V240H43V241H46V242H48V244L49 243H52V245H55L56 246V248H60V247H62V242L63 241H65L66 239L68 240V239H70L71 237H72V235L75 233L74 231H69V226H71L72 224H73V222H72V224H71V222L70 221H68V220H65L64 218L65 217H62V215H61V217L60 218H58L57 216V214L59 213V211L55 214V213H52L51 212V209H52V207H53V205L55 204V203H53V199H55V198H59V192H58V190L56 191V187H54L55 188V190H50L51 188H48L47 186L45 187V184L44 183H46V182H44L43 181V178H45V176L47 175H45V172L46 171H48L49 169H45L44 168V166H41L39 163H38V160L34 157V158H32V156H31V159L30 158H28ZM40 157H42V156H40ZM98 157V156H97ZM134 157V156H133ZM140 157V156H139ZM142 157V156H141ZM173 157V156H172ZM179 157V156H178ZM177 157V158H178ZM234 157V156H233ZM251 157V156H250ZM74 158V157H73ZM96 158V157H95ZM159 156H158V161L157 162H159V165L158 166H155L154 165V167L158 170V172H159V174L161 175V176H159L157 173V176H159V178L160 177H162L163 179H164V181L165 182H167L168 180H171V177L172 176H170L171 175V173H168L169 171L166 169V167L168 166V163L165 161V160H163V159H165L164 158V156L162 155V157H161V159H160V161H159ZM176 158V157H175ZM259 158V157H258ZM257 158V159H258ZM136 159H138L137 158V155H136ZM149 159V158H148ZM229 159V158H228ZM247 159H248V157H247ZM246 159V160H247ZM12 160V159H11ZM20 160V159H19ZM42 160V159H41ZM59 160V159H58ZM143 160V159H142ZM162 160H163V162H162ZM236 160V159H235ZM245 160V159H244ZM98 161V160H97ZM139 161V160H138ZM137 161V162H138ZM141 161V160H140ZM165 161V162H164ZM210 161H211V159H210ZM7 162H9V159H8V161ZM40 162V161H39ZM74 162V161H73ZM99 162H101L100 160H99ZM169 162V161H168ZM211 162H214V161H211ZM237 162V161H236ZM11 163V162H10ZM45 163V162H44ZM55 163V162H54ZM151 163V162H150ZM153 163H155V161L153 162ZM175 163V162H174ZM224 163V162H223ZM103 164V163H102ZM142 163H140V165H141ZM228 164V163H227ZM250 164V163H249ZM13 165V164H12ZM71 165V164H70ZM121 165V164H120ZM139 165V166H140ZM171 165V164H170ZM174 165V164H173ZM232 165V164H231ZM236 165H238V164H236ZM16 166H17V164H16ZM22 166V165H21ZM93 166H94V164H93ZM110 166V165H109ZM249 166V165H248ZM247 166V167H248ZM46 167V166H45ZM52 167H53V165H52ZM70 167H72V166H70ZM75 167V166H74ZM149 167V166H148ZM154 167H152V169H154ZM174 167V166H173ZM172 167V168H173ZM230 167V166H229ZM228 167V168H229ZM233 167V166H232ZM15 168V167H14ZM99 168V167H98ZM140 168V167H139ZM168 169H170L169 167H167ZM71 169V168H70ZM149 169V168H148ZM151 169V170H152ZM174 169V168H173ZM52 170V169H51ZM73 170V169H72ZM75 170V169H74ZM73 170V171H74ZM97 170V169H96ZM237 170V169H236ZM244 170H246V169H244ZM257 170V169H256ZM255 170V171H256ZM23 171V170H22ZM63 171V170H62ZM250 171V170H249ZM260 171V170H259ZM262 171V170H261ZM260 171V172H261ZM81 172V171H80ZM79 172V173H80ZM96 172V171H95ZM101 172V171H100ZM103 172V171H102ZM112 172V171H111ZM110 172V173H111ZM114 172V171H113ZM148 172V171H147ZM228 172V171H227ZM248 172V171H247ZM15 173H16V171H15ZM18 173V172H17ZM121 173V172H120ZM152 173H154V172H151L150 174L152 175ZM174 173H175V170H174ZM226 173V172H225ZM240 173V172H239ZM239 173H237V174H239ZM246 173V172H245ZM249 173V172H248ZM5 174V172H4V165L2 164V159L0 158V177L2 176V175H4ZM93 174V173H92ZM123 174V173H122ZM173 174V173H172ZM241 174V173H240ZM249 174H251V171H250V173ZM249 174H245V176L246 175H249ZM259 174H261V173H259ZM21 175V174H20ZM23 175V176H24ZM45 175V176H44ZM49 175V174H48ZM50 175H51V173H50ZM102 175V174H101ZM114 175V174H113ZM224 175V174H223ZM242 175L243 174H241V177H242ZM62 176V175H61ZM93 176V175H92ZM96 176V175H95ZM104 176V175H103ZM121 176V175H120ZM127 176V175H126ZM156 176V175H155ZM226 176H228V175H226ZM239 176V175H238ZM105 177V176H104ZM110 177V176H109ZM112 177V176H111ZM115 177V176H114ZM128 177V176H127ZM175 177V176H174ZM173 177V178H174ZM229 177V176H228ZM236 177H237V175H236ZM250 177V178H249ZM248 178L249 179H252V176L250 175ZM257 177V176H256ZM25 178V177H24ZM23 178V179H24ZM78 178H80V177H78ZM152 178H154V177H152ZM157 178V177H156ZM156 179V180H160V179H162V178H160V179ZM221 178V177H220ZM243 178V177H242ZM245 178H247V177H244L243 179H244V181H246L247 182V180H248V182L250 183V185H251V182L253 183L254 181H253V179H252V181L250 182L249 181V179H246L245 180ZM254 178V177H253ZM262 178V177H261ZM260 178V180H257V183H258V181H259V183L258 184H260V183H262L261 181H262V179ZM61 179V178H60ZM63 179V178H62ZM95 179H97V178H95ZM107 179V178H106ZM114 179V178H113ZM163 179L161 180V181H163ZM213 179V178H212ZM235 179H237V178H235ZM243 179H241L242 181H243ZM5 180V179H4ZM44 180H46V179H44ZM48 180H50V179H48ZM52 180V179H51ZM100 180V178L98 179V181ZM104 180V179H103ZM124 180V179H123ZM239 180H240V176H239ZM63 181H65V180H63ZM81 181V180H80ZM102 181V180H101ZM163 181V182H164ZM174 181V180H173ZM235 181H237V180H235ZM243 181V182H244ZM20 182V181H19ZM158 182V181H157ZM211 182H213V181H211ZM242 182V183H243ZM256 182V181H255ZM62 183V182H61ZM96 183V182H95ZM124 183V182H123ZM122 183V184H123ZM169 183H171V182H169ZM240 183V182H239ZM245 183V182H244ZM264 183V182H263ZM58 184H59V182H58ZM65 184V183H64ZM67 184V183H66ZM97 184H98V182H97ZM105 184V185H104ZM103 185L104 186H106L107 185V182L106 183H104ZM235 184V185H234ZM236 184L238 185V183H233V189H234V187H239V186H236ZM253 184H255V186L257 185L256 183H253ZM253 184L251 185V186H253ZM10 185V184H9ZM20 185V184H19ZM48 185V184H47ZM102 185V186H103ZM110 185L111 184H109V186H108V188L110 187ZM172 185V184H171ZM196 185V184H195ZM245 185L247 186V184L245 183ZM112 186V185H111ZM133 186V185H132ZM162 186V185H161ZM176 186V185H175ZM202 186V185H201ZM231 186V187H232ZM60 187V186H59ZM107 187V186H106ZM113 187H114V184H113ZM166 187H168V186H166ZM184 187V186H183ZM241 187V186H240ZM239 187V188H240ZM249 187V186H248ZM247 187V188H248ZM258 187V186H257ZM256 187V188H257ZM62 188V187H61ZM64 188V187H63ZM80 188V187H79ZM91 188V187H90ZM101 188V187H100ZM152 188V187H151ZM251 188V187H250ZM250 188H249V190H250ZM255 188V187H254ZM260 189H261V191H260V194H259V197H258V195H256V197L255 198H257L258 197V199L261 197H264V185L263 184H261L260 185V187H259ZM59 189V188H58ZM64 189H66V188H64ZM88 189V188H87ZM95 189V188H94ZM103 189V188H102ZM101 189V190H102ZM172 189V188H171ZM170 189V190H171ZM176 189V188H175ZM174 189V191H176V190H178V189H176L175 190ZM186 189V188H185ZM243 189V188H242ZM241 189V190H242ZM110 190V189H109ZM114 190V189H113ZM113 190H112V192L109 194V196H105L106 198L108 197V199H107V201L108 202H112V204H113V207L114 208H117L118 207V204L116 203V198H118L117 196H116V198H115V196H114V194H113ZM169 190V192L167 191V193L164 195V196H160L159 194L157 195H155L154 193V195L155 196H153V198H154V201H155V199H156V201L157 200H162V201H167V206H168V201L170 200H172V202H171V206L169 207L170 208V210H173V211H176L177 212V207H176V203H177V201L178 200H181V198L180 199H178V196L177 195H179L178 193H173L174 191H170ZM173 190V189H172ZM183 190V189H182ZM244 190V189H243ZM24 191H23V194H24ZM60 191V190H59ZM75 191V190H74ZM78 191H80V190H78ZM87 191V190H86ZM115 191H116V189H115ZM121 191V190H120ZM151 191H153V190H151ZM157 191V190H156ZM236 191V190H235ZM239 192H240V190H238ZM238 191H236V192H238ZM253 192V190H250V192ZM10 192V191H9ZM95 192H96V190H95ZM118 192V191H117ZM165 192V191H164ZM182 192V191H181ZM181 192H179L180 194H181ZM184 192H186L185 190L182 192V194L181 195H183L184 194ZM193 192V191H192ZM256 192V191H255ZM63 193H65V192H63ZM62 193V194H63ZM76 193V192H75ZM198 193V192H197ZM244 193H245V191H244ZM249 193V192H248ZM259 193V189H258V191H257V194ZM25 194V195H26ZM102 194V193H101ZM122 194V193H121ZM131 194V193H130ZM139 194V193H138ZM162 194V193H161ZM203 194V193H202ZM240 194H241V192H240ZM243 194V193H242ZM247 194V193H246ZM252 194V193H251ZM254 194V193H253ZM10 195V194H9ZM78 195V194H77ZM106 195V194H105ZM118 195V194H117ZM137 195V194H136ZM197 196H198V194H196ZM225 195V194H224ZM244 195V194H243ZM242 195V196H243ZM54 196H58V197H55L54 198ZM62 196H64V195H62ZM70 196V195H69ZM72 196V195H71ZM76 196V195H75ZM79 196V195H78ZM99 196H100V194H99ZM98 196V197H99ZM180 196V195H179ZM187 196V195H186ZM186 196H184V198L186 197ZM193 196V195H192ZM253 196H255V195H253ZM7 197V196H6ZM60 197H61V193H60ZM65 197H66V195H65ZM73 197V196H72ZM71 197V198H72ZM98 197L96 196V197H94V198H96V199H98ZM102 197H104V196H102ZM27 198V197H26ZM62 198V197H61ZM74 198V197H73ZM188 198H189V196H188ZM194 198V197H193ZM202 198V197H201ZM200 198V199H201ZM11 199V198H10ZM20 199V198H19ZM76 199V198H75ZM101 199V198H100ZM150 199V198H149ZM186 199V198H185ZM258 199H256L257 201H258ZM263 199V198H262ZM16 200H18V199H16ZM22 200V199H21ZM20 200V201H21ZM59 200H60V198H59ZM110 200V201H109ZM121 200V199H120ZM135 200V199H134ZM197 200V199H196ZM195 200V201H196ZM242 200V199H241ZM245 200V199H244ZM252 200V198L249 200V201H251ZM256 200H252V201H255V203H256ZM55 201V200H54ZM61 201H62V199H61ZM94 201V200H93ZM95 201H97V200H95ZM106 201V202H107ZM118 201V200H117ZM128 201V200H127ZM141 201V200H140ZM243 201V200H242ZM11 202V201H10ZM9 202V203H10ZM26 202V201H25ZM24 201H23V203H25ZM70 202V201H69ZM81 201H79V203H80ZM97 202H99V199H98V201ZM104 202V201H103ZM103 202H100V203H103ZM105 202V203H106ZM120 202V201H119ZM158 202V201H157ZM157 202H155V203H157ZM183 202V201H182ZM196 202H198V200L196 201ZM52 203H53V205H52ZM56 203H57V201H56ZM60 204H59V208L61 207V205H62V203L61 202H59ZM72 203V202H71ZM71 203H69V204H71ZM75 203V202H74ZM95 203V202H94ZM122 203V202H121ZM141 203V202H140ZM148 203V202H147ZM159 203V202H158ZM184 203V202H183ZM186 203V202H185ZM187 203L189 204L190 202L189 201H187ZM186 203V204H187ZM257 203H262L261 205L263 206L264 205V201L263 202H257ZM58 204V203H57ZM68 204V205H69ZM89 204H90V202H89ZM108 204V203H107ZM110 204V203H109ZM129 204V203H128ZM127 204V205H128ZM149 204V203H148ZM160 204V203H159ZM158 204V205H159ZM169 204H170V202H169ZM179 204V203H178ZM178 204H177V206H178ZM185 204V205H186ZM192 204V203H191ZM252 204V203H251ZM3 205V204H2ZM92 205H93V203H92ZM95 205V204H94ZM96 205H98V203H96ZM95 205V206H96ZM102 205V204H101ZM105 205V204H104ZM103 205V206H104ZM260 204H258V208L261 206ZM58 206V205H57ZM67 206V205H66ZM70 206V205H69ZM88 206V205H87ZM147 206V205H146ZM155 206V205H154ZM153 206V207H154ZM184 206V205H183ZM187 206V205H186ZM185 206V208H186V211L185 212H182V215H180V214H177V213H179V212H175L177 215H178V219L179 220H181V221H184V223L182 222V223H180L181 224V227H182V225H184V226H186L187 224H188V226H187V228H189V230L191 231V232H193V233H195V235H197L198 234V237H197V239L198 238H200L199 240L201 241V239L202 240H204V242L208 245V248L210 247V249H209V251H208V249L206 248V247H200V248H198V246L196 247L197 249H196V251H194L195 252V254H193L192 252H191V256H192V254L194 255L193 257H190V256H188V254H186V253H188V252H186V251H184V252H186L185 254L187 255H185L184 256V254H182V253H184L183 251H181L180 252V255L178 254V256L179 257H177V255H175L177 258H174L172 255H170L169 254V256L171 257H173V259H176V261L178 260V264L179 263H182V262H189L190 264H264V247H261V245L259 246L258 244H253V243H247V242H243V241H241V240H238V239H236L235 237L234 238H231V239H228L227 237H226V235L228 234L227 233V229H226V231H225V229L223 228V223H222V225H221V222L222 221H219L218 220V215H217V217H215L216 215H214L213 214V216H212V213H211V216H212V218L211 219H208V218H206L205 216L207 215H204V213H200V214H203L204 216H198V217H196V219H193V217L192 216H194L192 213H189V211H187V209L189 210V208H190V206H189V208L188 207H186ZM245 206V205H244ZM253 206L256 208L257 206H255L254 204H253ZM253 206L251 207V208H253ZM5 207V206H4ZM30 207V206H29ZM54 207H56L55 205H54ZM92 207V206H91ZM94 207V206H93ZM101 207V206H100ZM110 207V206H109ZM142 207H143V205H142ZM150 207V206H149ZM159 207V209H163V207H161V206H158ZM195 207V206H194ZM197 207V206H196ZM248 209H249V211H246L245 209L246 208H244V210L242 209V212L246 215V216H248L249 218H250V220H251V222L252 223H255L256 221H258V222H264V212H262V211H259V210H262V208L261 209H259V210H255L254 208L251 210L250 208H249V206L247 205L246 206ZM58 208V209H59ZM61 208H63V207H61ZM103 208V207H102ZM122 208H124V207H122ZM132 208H133V206H132ZM147 208V207H146ZM155 208V207H154ZM182 208V207H181ZM180 208V209H181ZM264 208V207H263ZM7 209H9L8 207H7ZM65 208H63V210H64ZM73 209V208H72ZM138 209V208H137ZM156 209V208H155ZM240 210H241V208H239ZM19 210V209H18ZM62 210V211H63ZM68 210V209H67ZM79 210V209H78ZM81 210V209H80ZM132 210V209H131ZM149 210V209H148ZM166 210V209H165ZM164 210V211H165ZM169 210V211H170ZM185 210V209H184ZM193 210H194V208H193ZM205 210V209H204ZM215 210V209H214ZM76 211V210H75ZM91 211V210H90ZM96 211V210H95ZM106 211V210H105ZM123 211V210H122ZM164 211H162V213H164ZM179 211V210H178ZM197 211V210H196ZM236 211H238L239 212V210L238 209H236L235 210V213H236ZM264 211V210H263ZM16 212V211H15ZM65 212V211H64ZM77 212V211H76ZM135 212V211H134ZM153 212V211H152ZM171 213H173L172 211H170ZM198 212V211H197ZM197 212H196V214H197ZM213 212V211H212ZM231 212H233V213H231L230 215H232L233 214V217L235 216V213H234V211H231ZM237 212V213H238ZM241 212V211H240ZM239 212V213H240ZM68 213H72V211L70 212V209H69V212ZM74 213V212H73ZM89 213V212H88ZM99 213V212H98ZM112 213V212H111ZM132 213H133V211H132ZM136 213H139V212H137L136 211ZM161 213V214H162ZM165 213L167 214V213H169V212H167V211H165ZM236 213V214H237ZM19 214V213H18ZM60 214H61V212H60ZM75 214V213H74ZM84 214V213H83ZM105 214H106V212H105ZM108 214V213H107ZM135 214V213H134ZM134 214H133V216H134ZM159 214V213H158ZM174 214V213H173ZM241 214V213H240ZM239 214V215H240ZM92 215V214H91ZM135 215H138V214H135ZM144 215V214H143ZM156 215V214H155ZM168 215V214H167ZM177 215H176V217H177ZM0 216H4V217H9V214H8V212H6V213H4L3 212V208H1L0 207ZM68 216V215H67ZM86 216H88V215H86ZM98 217H99V215H97ZM109 216V215H108ZM164 216H165V214H164ZM169 216L171 217V216H173L172 214H169ZM180 216V217H179ZM237 216H238V214H237ZM236 216V217H237ZM243 216V215H242ZM245 216V217H246ZM16 217V216H15ZM105 217V216H104ZM139 217V216H138ZM138 217H136L135 216V218H137L136 220H138V223H139V221L142 223H145V221H142V220H139L138 219ZM146 217V216H145ZM145 217H143V218H145ZM157 217H159V216H157ZM165 217H168V216H165ZM192 217V218H191ZM225 217V216H224ZM11 218V217H10ZM86 218V217H85ZM134 218V219H135ZM141 219H142V216L140 217ZM164 218V217H163ZM175 218V217H174ZM191 218V219H190ZM230 218V217H229ZM235 218V217H234ZM6 219V218H5ZM8 219V218H7ZM96 219V218H95ZM106 219H107V215H106ZM105 219V220H106ZM113 219V218H112ZM166 219V218H165ZM168 219V218H167ZM170 219V218H169ZM178 219H177V221H178ZM240 219V218H239ZM245 219V218H244ZM71 220V219H70ZM77 220V219H76ZM89 222H90V220L89 219H87ZM109 220V219H108ZM113 220H115V219H113ZM112 220V221H113ZM144 220H147V219H144ZM149 220V219H148ZM162 220V219H161ZM21 221V220H20ZM88 221H86L85 223H87ZM99 221V220H98ZM102 221V220H101ZM133 221H135V220H133ZM166 221H168V220H166ZM248 221V220H247ZM6 222H8V221H6ZM22 222V221H21ZM92 222V221H91ZM111 222V221H110ZM119 222V221H118ZM132 222V221H131ZM150 221H148V223H149ZM215 222H218L219 223V225H216L215 224ZM258 222H256V223H258ZM99 223V222H98ZM101 223H103V222H101ZM100 223V224H101ZM107 224H108V222H106ZM123 223V222H122ZM134 223V222H133ZM141 223L140 224H138V226L140 225V227H141ZM143 223H142V228H143ZM166 223V222H165ZM179 223V222H178ZM178 223H176L175 222V219H173V218H171L170 220H169V222H168V224L170 225V226H172L171 227V229H169L170 231L169 232H171V230L173 231H183V229L182 228H184V226L182 227V228H179L178 226H176V224H178ZM250 223V222H249ZM251 223V224H252ZM7 224V223H6ZM71 224V225H70ZM110 224V223H109ZM108 224V225H109ZM115 224V223H114ZM113 224V225H114ZM146 224H147V222H146ZM146 224H144V226H145V228H143V230H145V229H147V228H149L150 229V236H149V239H147V241L149 240V242H148V245H147V247L149 246L151 249L152 248H154V249H152V252H154V250H155V252L154 253H156V250H158L159 249V244H158V239H157V237H156V232H157V230H156V232H155V230H154V226L152 227V226H150L149 224H147V225H149L150 227H146ZM167 224V223H166ZM189 224H190V226H189ZM244 224H246L245 226H247L248 228H249V225L247 224V222L245 223V221H244ZM250 224V225H251ZM112 225V226H113ZM117 225V224H116ZM118 225H120V224H118ZM122 225V224H121ZM132 225H134V224H132ZM135 225H136V223H135ZM134 225V226H135ZM159 225V224H158ZM179 225V224H178ZM237 225V224H236ZM258 225V224H257ZM256 225V226H257ZM6 226V225H5ZM89 226V225H88ZM95 226V225H94ZM106 226V225H105ZM111 226V227H112ZM225 226V225H224ZM241 226V225H240ZM73 227V226H72ZM90 227V226H89ZM101 227V226H100ZM110 227V226H109ZM136 227V226H135ZM254 227V226H253ZM76 228V227H75ZM113 228H115L114 226H113ZM141 228V229H142ZM238 228V227H237ZM240 228V227H239ZM244 228V227H243ZM74 229V228H73ZM77 229H79L78 227H77ZM76 229V230H77ZM87 228H85V230H86ZM94 229V228H93ZM104 229V231H105V227H103L102 226V229L100 228V231H102ZM110 229V228H109ZM140 229V230H141ZM148 229V230H149ZM162 229H164V228H162ZM161 229V230H162ZM250 229H252L251 227H250ZM22 230H23V232H22ZM99 229H95V230H93V232L94 231H96V232H94V233H90V236L92 235V237H91V240H90V242L87 244V246L89 245V246H93V248H95L96 247V249H94V250H98L99 252H100V250H104V248L105 249H107L106 247H108L109 245H107V240H105L106 239V235H104L102 232H97ZM114 230V229H113ZM119 230V229H118ZM122 230H123V228H122ZM131 230V229H130ZM129 230V231H130ZM134 230V229H133ZM133 230H131V231H133ZM139 229H138V231H140ZM14 231V232H15ZM124 231V230H123ZM130 231V232H131ZM137 231V230H136ZM234 231V230H233ZM25 232V233H24ZM72 232H74V233H72ZM87 232V231H86ZM85 232V233H86ZM92 232V231H91ZM106 233H107V230L105 231ZM134 232V231H133ZM133 232H131V233H133ZM140 232H142V231H140ZM147 232V231H146ZM168 232V230L166 231V230H164L161 234L163 235V238L165 239V237L164 236H166L167 238H169V237H171V234ZM239 232V231H238ZM241 232V231H240ZM250 232V231H249ZM109 233H110V231H109ZM117 233V232H116ZM121 233V232H120ZM124 233V232H123ZM148 233V232H147ZM179 233V232H178ZM185 234V232H181L180 233V235L181 234ZM216 233V234H215ZM227 233V234H226ZM76 234V233H75ZM143 234V233H142ZM145 234V233H144ZM143 234V235H144ZM149 234H147V235H149ZM160 234V235H161ZM177 234V233H176ZM182 234V235H183ZM236 234V233H235ZM254 234V233H253ZM108 235V234H107ZM130 235V234H129ZM132 235V234H131ZM134 235H135V233H134ZM133 235V237H134V239H135V236ZM141 236L140 237V240H139V243L137 244V245H139V246H142V245H144V243H145V241H146V239L144 238L145 236ZM161 235V236H162ZM180 235H179V237H180ZM215 235V236H214ZM255 235V234H254ZM84 236V235H83ZM89 236V234H85V236L83 237V239L86 237H90ZM109 236V235H108ZM115 236V235H114ZM176 236V235H175ZM249 236V235H248ZM253 236V235H252ZM137 237V236H136ZM148 237V236H147ZM160 237V236H159ZM196 237V236H195ZM233 237V236H232ZM263 237V236H262ZM109 238H112V237H109ZM128 238V237H127ZM126 238V239H127ZM162 238V237H161ZM181 238V237H180ZM193 238V237H192ZM208 238V239H207ZM215 239V241H216V245H214L213 243H212V241L210 242V241H208L209 239ZM18 239V238H17ZM23 239V238H22ZM30 239V240H31ZM79 238H77V240H78ZM117 239V238H116ZM120 239V238H119ZM118 239V240H119ZM130 239V238H129ZM137 239V238H136ZM171 239V238H170ZM169 239V240H170ZM172 239H174V238H172ZM177 239H179L178 238V236H177ZM19 240V239H18ZM81 240V239H80ZM89 240V239H88ZM87 240V241H88ZM108 240H110V239H108ZM113 240V239H112ZM123 240V239H122ZM121 240V241H122ZM245 240V239H244ZM117 240H115V242H116ZM129 241V240H128ZM134 241V240H133ZM178 241H181V240H178ZM178 241L176 242V243H178ZM185 241V240H184ZM183 241V242H184ZM25 242V241H24ZM31 242V241H30ZM34 242V241H33ZM45 242V243H46ZM67 242V241H66ZM74 242V241H73ZM80 242V241H79ZM84 242H86V241H84ZM84 242H82L81 244H83ZM110 242V241H109ZM167 242V241H166ZM199 242V241H198ZM203 242V241H202ZM26 243V242H25ZM38 243V242H37ZM42 243V242H41ZM44 243V244H45ZM75 243H76V241H75ZM119 243V245H120V242H118ZM125 243V242H124ZM171 243V242H170ZM175 243V244H176ZM200 243V242H199ZM31 244V243H30ZM35 244V243H34ZM39 244V243H38ZM69 244V243H68ZM80 244V245H81ZM85 244V243H84ZM115 244H117V243H114V245ZM123 244V243H122ZM122 244H121V246H122ZM162 244V243H161ZM168 244V243H167ZM180 244H181V242H180ZM184 244H186V243H184ZM183 244V245H184ZM197 244V243H196ZM204 244V243H203ZM41 245V244H40ZM78 245V244H77ZM76 245V246H77ZM124 245H126V244H124ZM177 245V244H176ZM175 245V246H176ZM188 245V244H187ZM189 245L191 246L192 245V243L190 242L189 243ZM188 245V246H189ZM198 245V244H197ZM201 246H202V244H200ZM38 246V245H37ZM88 246V247H89ZM117 246V245H116ZM131 246V245H130ZM159 246V247H158ZM189 246V247H190ZM194 246H196V245H194ZM205 246V245H204ZM49 247V246H48ZM50 247H51V245H50ZM83 247V246H82ZM132 247V246H131ZM145 247H146V245H145ZM146 247V248H147ZM169 247H170V245H169ZM177 247V246H176ZM186 247V246H185ZM192 247H193V245H192ZM52 248V247H51ZM55 248V247H54ZM53 248V249H54ZM76 248V247H75ZM87 248V247H86ZM92 248V247H91ZM110 248V247H109ZM109 248H108V250H106V251H109ZM114 248V247H113ZM125 248V247H124ZM129 248V247H128ZM144 248V247H143ZM143 248H141V252L139 253L140 254V256L142 257V256H144V257H146V254H147V252H149V255L150 254H153V253H150V249H145V251L146 252H144L142 249ZM178 248V247H177ZM183 248V247H182ZM191 248V247H190ZM31 249V248H30ZM34 249V248H33ZM49 249V248H48ZM170 249V248H169ZM187 249V248H186ZM193 249H194V247H193ZM40 250H42V249H40ZM91 250H93V249H91ZM112 250V249H111ZM114 250H116V249H114ZM123 250H125V249H123ZM178 250V249H177ZM185 250V249H184ZM24 251V250H23ZM35 251V250H34ZM57 251V250H56ZM59 251H61V250H59ZM59 251H57V252H59ZM84 251V250H83ZM105 250L104 251H101L100 253H99V256L101 257V258H104V257H106V258H111V261H113L112 259H114V258H116L117 260H120L119 261V263H121V260L123 259V257L125 256H123V257H121V256H119V255H115V254H113V255H109V256H107L108 254H107V252H106ZM113 251V250H112ZM117 251V250H116ZM126 251V250H125ZM138 251H140V250H138ZM44 252H45V250H44ZM54 252H55V250H54ZM66 252V251H65ZM80 252V251H79ZM91 252V251H90ZM93 252V251H92ZM91 252V253H92ZM144 252V253H143ZM173 252H176V250L175 251H173ZM46 253V252H45ZM61 253V252H60ZM112 253V252H111ZM115 253V252H114ZM120 253H121V251H120ZM129 253V252H128ZM171 253V252H170ZM197 253V254H196ZM55 254V253H54ZM93 254V253H92ZM130 254H131V252H130ZM167 254V253H166ZM165 254V255H166ZM173 254V253H172ZM182 254V255H181ZM41 255H43V254H41ZM57 255V254H56ZM63 255V254H62ZM61 255V256H62ZM94 255V254H93ZM154 255V254H153ZM156 255V254H155ZM154 255V258L153 259H156L157 258V256H155ZM160 255V254H159ZM190 255V254H189ZM199 255V256H198ZM44 256V255H43ZM87 256V255H86ZM92 256V255H91ZM98 256V257H99ZM130 256V255H129ZM133 256V255H132ZM138 256V255H137ZM169 256H167L166 255V257H168L169 258ZM197 258H196V257ZM200 256H202V258H200ZM30 257V256H29ZM56 257V256H55ZM60 257V256H59ZM96 257H97V255H96ZM97 257V258H98ZM143 257V258H144ZM148 257V256H147ZM146 257V258H147ZM165 257V258H166ZM42 258V257H41ZM54 258V257H53ZM128 258V257H127ZM138 258H139V256H138ZM145 258V259H146ZM149 258V257H148ZM168 258H166V260L168 261ZM198 258H200V259H198ZM34 259H36V258H34ZM150 259V258H149ZM169 259H171V258H169ZM203 260L201 263L200 262H198V260ZM38 260V259H37ZM42 260V259H41ZM50 260V259H49ZM51 260H52V258H51ZM97 260V259H96ZM99 260H100V258H99ZM125 260V259H124ZM127 260V259H126ZM129 260V259H128ZM134 260H135V258H134ZM140 260V259H139ZM147 260V259H146ZM145 260V261H146ZM166 260H165V263H166ZM172 260V259H171ZM170 260V262H172ZM33 261V260H32ZM36 261V260H35ZM39 261V260H38ZM56 261V260H55ZM63 261V260H62ZM94 261V260H93ZM109 261V263H110V260H108ZM115 261V260H114ZM129 261H131V260H129ZM128 261V262H129ZM151 261H152V263H153V261H155V260H152L151 259ZM151 261L149 262V263H151ZM160 261V260H159ZM159 261H155L156 262V264H157V262L159 263ZM164 261V260H163ZM57 262V261H56ZM55 262V263H56ZM92 262V261H91ZM99 261H97V262H95V263H98ZM139 262H142V260L141 261H139ZM162 262V261H161ZM174 262V261H173ZM204 262V263H203ZM29 263V262H28ZM40 263V262H39ZM41 263H42V261H41ZM46 263V262H45ZM54 263V262H53ZM90 263V262H89ZM100 263V262H99ZM118 263V264H119ZM164 262H162L161 264H165ZM169 263V262H168ZM175 263V262H174ZM49 264V263H48ZM52 264V263H51ZM94 264V263H93ZM102 264V263H101ZM117 264V263H116ZM136 264V263H135ZM141 264H146L145 262H142ZM148 264V263H147ZM169 264H171V263H169ZM173 264V263H172ZM187 264V263H186Z\"/></svg>",
    "mask_w": 264,
    "mask_h": 264
}]
</instances>
